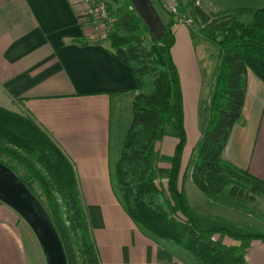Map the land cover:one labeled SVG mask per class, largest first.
Listing matches in <instances>:
<instances>
[{"label":"trees","instance_id":"trees-1","mask_svg":"<svg viewBox=\"0 0 264 264\" xmlns=\"http://www.w3.org/2000/svg\"><path fill=\"white\" fill-rule=\"evenodd\" d=\"M104 1L114 18L109 50L139 77L137 89L109 93L108 170L116 199L141 233L182 263L246 264L244 246L236 242L264 240V234L207 227L186 199L182 90L171 51L182 18L220 48L208 112L190 156L192 182L211 201L264 198L262 179L221 157L242 118L247 72L264 84V0H173L170 9L157 0L165 26L159 40L132 0ZM168 126L179 142L162 182L157 145ZM0 161L29 176L18 174L48 211L68 264H101L73 165L32 117L1 106Z\"/></svg>","mask_w":264,"mask_h":264},{"label":"crops","instance_id":"crops-1","mask_svg":"<svg viewBox=\"0 0 264 264\" xmlns=\"http://www.w3.org/2000/svg\"><path fill=\"white\" fill-rule=\"evenodd\" d=\"M85 10L83 0H0V106L32 117L73 165L101 264H184L141 233L113 193L108 170L109 93L137 89L139 77L113 55L106 40L95 37ZM185 23L175 25L171 51L180 77L186 133L184 192L190 156L205 121L196 113L200 77L195 72L184 76L174 58L178 45L190 48V26ZM185 61L195 71L194 58ZM188 102L198 118L191 134ZM241 116L221 157L264 181V84L251 71ZM168 127L157 145L158 167L165 170L162 182L179 142ZM211 202L220 208V218L252 221L256 215L242 200ZM24 223L0 203V264H31L29 245L35 250L36 244ZM214 237L231 243L225 235ZM236 243L244 246L246 264H264V240Z\"/></svg>","mask_w":264,"mask_h":264},{"label":"rangeland","instance_id":"rangeland-1","mask_svg":"<svg viewBox=\"0 0 264 264\" xmlns=\"http://www.w3.org/2000/svg\"><path fill=\"white\" fill-rule=\"evenodd\" d=\"M163 7H167L170 9L169 4L164 0H160ZM155 7L159 8V3L156 0H153ZM152 2V3H153ZM163 15V12L161 11ZM186 22L190 27L188 30V34L190 37V48L184 49L183 46H177L174 50V58L179 63V66L183 72V75L186 77H190L194 72L200 77L199 78V99L196 103V113L200 116V121L205 119V116L208 112L209 99L211 95V90L213 86L214 76L217 69V66L220 62V48L217 43L205 38L198 32H196L197 27L193 25L191 20L187 18H182L179 23ZM185 23V24H186ZM185 57L194 58V66L195 71L193 69V64L189 62H184ZM190 88V87H189ZM188 91V90H187ZM192 105L187 104V127L188 132L191 134L194 130L195 116ZM194 116V118H193ZM170 128V127H168ZM192 142H190L191 144ZM15 165V163H14ZM191 168L192 162L189 161L187 174L190 173L187 181L185 183V192L186 197L190 201L192 207L191 211L199 216L201 221L205 224V226L210 228H223L232 233H259L264 234V198L256 197L252 200H242L243 204L250 208L253 214H256L252 221H237L234 219L220 218L216 216V212L220 209L216 204L208 203L209 199L195 186L191 179ZM18 174L24 178L25 180H29V176H27L26 172L22 169H17ZM168 170L166 171L167 174ZM161 175L165 174V170L160 172ZM33 189L39 195H41V190L37 186L36 183H33ZM43 198V196L41 197ZM25 224V223H24ZM26 225V224H25ZM27 230L30 233V237L35 239L33 233L26 225ZM33 243L36 244V249L33 250L32 246L29 245L30 248V260L31 264H45L42 256V252L40 247L35 240H32ZM34 244V245H35Z\"/></svg>","mask_w":264,"mask_h":264},{"label":"water","instance_id":"water-1","mask_svg":"<svg viewBox=\"0 0 264 264\" xmlns=\"http://www.w3.org/2000/svg\"><path fill=\"white\" fill-rule=\"evenodd\" d=\"M156 39L165 26L151 0H132ZM0 203L13 210L33 233L45 264H68L60 236L45 206L21 177L0 161Z\"/></svg>","mask_w":264,"mask_h":264},{"label":"built area","instance_id":"built-area-1","mask_svg":"<svg viewBox=\"0 0 264 264\" xmlns=\"http://www.w3.org/2000/svg\"><path fill=\"white\" fill-rule=\"evenodd\" d=\"M86 4L85 18L91 25L95 37L106 40L112 30L114 18L110 15L104 0H83ZM170 7L173 0H164Z\"/></svg>","mask_w":264,"mask_h":264}]
</instances>
